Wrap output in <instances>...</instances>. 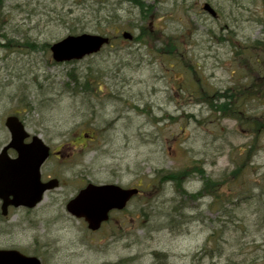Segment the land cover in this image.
Listing matches in <instances>:
<instances>
[{"label":"rangeland","instance_id":"rangeland-1","mask_svg":"<svg viewBox=\"0 0 264 264\" xmlns=\"http://www.w3.org/2000/svg\"><path fill=\"white\" fill-rule=\"evenodd\" d=\"M142 1L152 6L143 25L159 42L166 35L178 39L201 81L181 69L178 60L159 56L158 41L143 46L121 39L123 31L136 36L141 24L140 10L127 1L0 0V45L9 39L20 44L0 47V148L8 141L5 118L18 114L26 130L40 135L53 152L76 153L63 162L51 157L47 168L60 182L54 190L57 200L47 195L29 218L22 216L12 242L42 264H116L129 258V264H264V195L258 197L257 187L264 189V134L247 168L250 199H241L239 209L191 197L206 179L216 184L215 194L232 192L221 183L250 138L239 133L234 121L216 119L191 94L203 86L221 91L236 81L232 45L263 36L257 21L261 3ZM204 3L216 19L202 11ZM81 33L116 38L96 56L63 64L42 48ZM85 80L101 90H82ZM182 168L192 174L182 177L181 188L152 185L157 172ZM113 172L122 173L124 187L140 183L141 192L125 212L124 233L113 234L117 222L90 233L65 212L64 204L87 182H110ZM174 205L184 217H175ZM169 218L177 221L172 229L164 226ZM208 248L212 252L205 255Z\"/></svg>","mask_w":264,"mask_h":264},{"label":"trees","instance_id":"trees-1","mask_svg":"<svg viewBox=\"0 0 264 264\" xmlns=\"http://www.w3.org/2000/svg\"><path fill=\"white\" fill-rule=\"evenodd\" d=\"M122 1H127L131 3L133 7L140 10L138 12V20L141 24L138 26V34L134 36L132 40L143 46L148 45V42L158 41V48L156 50L159 56L167 59L174 58L175 60H178L181 64L179 65L181 69L186 71L190 77H193L197 83L201 81L197 68L190 63V58L187 57L183 51L182 43L178 39L166 35L162 36L163 39H160L159 42V40H156L155 35L150 32L149 26L143 25L147 15L150 14L148 11L151 10L152 6L144 4L142 0ZM259 1L261 3V13L259 14L257 21L262 26L263 36L253 41H246L236 47H233L232 45V57L233 61L236 63V71L238 72L236 81L221 91H210L207 87L203 86V88H200L191 94V96L195 98L196 102H204L208 110L215 115L216 119H229L234 121L239 133L250 138L249 143L238 150V159L234 162L235 168L233 169V172L230 173L227 180H223L221 183V185L226 186L229 191L232 190L229 195L226 196L225 192H222V195L217 194V192L215 194L213 190L216 187V184H213L209 179L202 182L203 186L199 192L191 195V197L195 199L212 198L213 205L220 203L223 205V208L225 207L224 205H228L230 207L235 206L236 209H239L241 207L240 203L242 200L246 201L250 199V193L248 192L249 188L246 189L245 187L248 184L246 173L248 169L252 168L250 166V161L253 156L256 155L259 139H261L264 134V108H261L264 104V0ZM105 22L108 24L107 21ZM115 38L116 37H109L110 40ZM13 45H16V47ZM19 46L20 44L11 39L7 40L6 44L0 45V47L3 48L9 47V49H16ZM30 47L33 48L34 45L30 44ZM42 48L47 51L49 44H43ZM69 76L77 82L76 74L70 73ZM201 86L202 84H200V87ZM81 88L82 90H89V92H99L101 90L100 84L95 83L93 86L88 80H85L82 83ZM30 108L31 106L27 105V109L30 110ZM196 169L197 168L195 167L192 168L194 172ZM189 172L190 170H187V168H182L181 170L179 169L173 172L159 171L156 173V176L152 181V185L154 187H158L159 189L166 184H173L177 188H181L182 181L184 180L182 177L186 179L190 177L192 172ZM231 182L232 184L229 187L228 184ZM236 185H238V188L240 185H243V189H235ZM257 187L260 191L258 197L264 195V189L261 184H258ZM244 193L247 194L246 197H242L244 196ZM179 207L180 206L174 205L172 213L175 217H184L182 213L183 210ZM181 208L184 209L185 206H182ZM143 215L148 219V215ZM164 223V226L167 225V228L172 229V227L177 224V221L174 218H169L164 219ZM215 233L216 231L213 232L212 236H214ZM212 236L209 237V240ZM208 249L206 250L207 252L205 251V255H209L212 252L211 249ZM219 254L220 253H218V255ZM154 257L156 259L161 257L162 260L164 258V256L160 254H154ZM130 261H132L130 258L127 260L122 259L116 264H129ZM231 264L240 263L233 262Z\"/></svg>","mask_w":264,"mask_h":264},{"label":"water","instance_id":"water-1","mask_svg":"<svg viewBox=\"0 0 264 264\" xmlns=\"http://www.w3.org/2000/svg\"><path fill=\"white\" fill-rule=\"evenodd\" d=\"M203 11L216 18V12L205 3ZM124 39L130 40L131 34L124 32ZM107 37L91 34L69 35L50 46L55 63L78 61L91 56L108 44ZM4 126L10 139L0 151V199L4 201L2 209L15 207L34 208L39 204L46 191L58 187L53 179L46 183L40 180V167L49 157V147L39 136H32L29 143L25 140L29 134L15 115L5 119ZM12 149L18 156L10 160L7 151ZM138 194L136 188L124 189L114 184H87L66 204V211L76 219H83L87 228L97 231L106 222L113 210H123L130 199ZM0 264H41L36 257L25 256L16 250H0Z\"/></svg>","mask_w":264,"mask_h":264},{"label":"flooded vegetation","instance_id":"flooded-vegetation-1","mask_svg":"<svg viewBox=\"0 0 264 264\" xmlns=\"http://www.w3.org/2000/svg\"><path fill=\"white\" fill-rule=\"evenodd\" d=\"M84 138L87 139V138H91V137L88 134H85ZM8 141H9V139H8ZM8 141L5 144H7ZM25 142L29 143L30 142V138L26 139ZM49 148H50L49 157L43 163V165L40 167V180L43 183H46V182H48L50 180H53V179H57L56 176L51 174L49 168H47V164L50 163L51 157L55 158L59 162H63L64 160H67V158L70 159L71 157L76 156L75 155L76 153L72 152L69 155L63 157L61 154L58 153V151H54L53 152L52 151L53 149H52L51 146H49ZM84 148H80L78 152L84 153ZM57 153L59 155H56ZM7 156H8V158L10 160H14V159H16L18 154H17L16 151H14L12 149H9L7 151ZM47 170H49V171H47ZM121 177H122V173L113 172V174H112V178L113 179L110 182H107L105 184L113 183L115 185L124 187V186L121 185ZM59 186H60V182H59ZM140 186H141V184L138 183L135 186H131L130 188H134V187L139 188ZM124 188H126V187H124ZM47 195L52 196L53 203H55V201L57 199L54 198L55 197L54 190L47 191L45 193V195H44L43 201L45 200ZM58 202H59V200H58ZM3 203H4V201L2 199H0V250H17V251L21 252L24 255H28L21 248H18L17 246L14 245V243L12 242V235H13V233H14V231L16 229H20V226L23 225L22 219H21L22 216L25 215L26 218L27 217L29 218V214L34 212V210H36L37 207L41 203L39 205H37L35 208H32V209H29V208H26V207H22V206L15 207L13 205H9V206L6 207V209H2ZM65 205H66V203L64 204V208H65ZM124 215H125V211H112L109 214L108 221L106 223H103L101 225L100 229L98 231H96V232H101L102 229H104L107 225H111L112 222H117L116 227H114L115 225H112L111 228L113 230V234H118V236H120L122 233H124V229H125V224H124L125 223V216ZM116 217L118 218V220H115ZM81 222H83V221L81 220ZM96 232H91V233H96Z\"/></svg>","mask_w":264,"mask_h":264}]
</instances>
